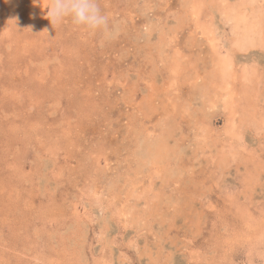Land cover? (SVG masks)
Listing matches in <instances>:
<instances>
[{"label":"rangeland","instance_id":"rangeland-1","mask_svg":"<svg viewBox=\"0 0 264 264\" xmlns=\"http://www.w3.org/2000/svg\"><path fill=\"white\" fill-rule=\"evenodd\" d=\"M50 4L0 0V264H264V0Z\"/></svg>","mask_w":264,"mask_h":264},{"label":"clouds","instance_id":"clouds-1","mask_svg":"<svg viewBox=\"0 0 264 264\" xmlns=\"http://www.w3.org/2000/svg\"><path fill=\"white\" fill-rule=\"evenodd\" d=\"M47 16L52 23L68 18L75 25L110 34L109 19L101 14L98 0H51Z\"/></svg>","mask_w":264,"mask_h":264},{"label":"bare ground","instance_id":"bare-ground-1","mask_svg":"<svg viewBox=\"0 0 264 264\" xmlns=\"http://www.w3.org/2000/svg\"><path fill=\"white\" fill-rule=\"evenodd\" d=\"M251 2V1H250ZM224 14V13H223ZM230 16V15H229ZM242 24H244V26L246 27L245 29H246V32H248V33H250L251 32V28H253V30H254V27H251V25H250V23L248 24V22L246 21V19L245 18H242V17H240V18H238L237 17V29H241L242 28ZM257 24V23H256ZM258 25H259V23H258ZM260 26V25H259ZM232 29H233V27H232ZM263 29L262 28H257V34L258 35H261L260 36V40L262 41V42H264V38H263V36H262V31ZM255 31V30H254ZM256 32V31H255ZM236 33V32H235ZM238 34V33H237ZM234 36H235V34H234ZM250 37V36H249ZM235 38V37H234ZM245 38V37H244ZM243 38V39H244ZM234 40V39H233ZM251 43V42H250ZM255 67V66H254ZM253 68V67H252ZM255 69H257V68H255ZM248 72V71H247ZM254 73V72H253ZM248 74V73H247ZM253 75V74H252ZM249 76V75H248ZM254 78V77H253ZM261 79V78H260ZM247 80V79H246ZM253 80V79H252ZM259 80V79H258ZM258 80H255L256 82L258 81ZM247 82H248V80H247ZM234 100V99H233ZM259 119V118H258ZM257 121V120H256ZM263 121V120H262ZM260 122V121H259ZM256 123V122H255ZM264 122H262V124H263ZM261 128H264V127H261ZM260 132V131H259ZM261 133V132H260ZM153 134V133H152ZM154 139V138H153ZM235 153V152H234ZM257 225V224H256Z\"/></svg>","mask_w":264,"mask_h":264}]
</instances>
